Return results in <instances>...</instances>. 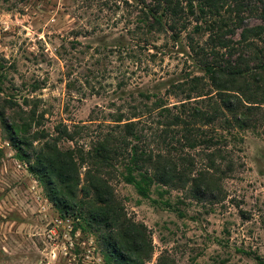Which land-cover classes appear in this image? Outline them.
<instances>
[{"label": "trees", "instance_id": "16d2710c", "mask_svg": "<svg viewBox=\"0 0 264 264\" xmlns=\"http://www.w3.org/2000/svg\"><path fill=\"white\" fill-rule=\"evenodd\" d=\"M132 1L123 0L138 12L137 29L147 38L129 57L142 64L147 53L155 64L163 49L158 36L178 43L186 34L180 74L148 87L127 74L113 89L87 80L91 93L114 100L86 123L60 121L53 132L41 128L44 114L30 98L27 108L6 99L9 116L0 110L3 129L50 202L100 234L109 264H147L154 251L148 226L128 215L115 181L146 199L153 188L215 197L236 164L228 134L264 126V0ZM112 2L116 12L122 0ZM114 46L126 52L122 40ZM2 85L0 75V94Z\"/></svg>", "mask_w": 264, "mask_h": 264}, {"label": "rangeland", "instance_id": "374dc122", "mask_svg": "<svg viewBox=\"0 0 264 264\" xmlns=\"http://www.w3.org/2000/svg\"><path fill=\"white\" fill-rule=\"evenodd\" d=\"M113 5L0 0V110L9 116L6 99L26 107L30 98L31 107L37 104L44 114L41 128L53 132L60 121L86 123L97 106L114 100L112 94L91 93L87 80L113 89L118 76L127 74L131 83L148 87L162 75L180 74L186 34L178 43L158 36L159 61L152 64L146 53L139 64L129 57L136 41L147 38L137 29L138 12L123 0L116 12L109 11ZM119 40L123 54L114 46ZM228 141L236 164L219 181L215 197L153 188L146 199L133 185L115 181L128 215L150 230L154 251L147 264H264V126L234 131ZM106 250L98 232L63 217L50 202L0 121V264H109Z\"/></svg>", "mask_w": 264, "mask_h": 264}]
</instances>
